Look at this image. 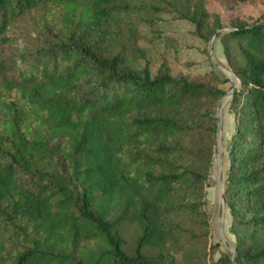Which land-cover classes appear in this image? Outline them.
<instances>
[{
  "label": "trees",
  "instance_id": "1",
  "mask_svg": "<svg viewBox=\"0 0 264 264\" xmlns=\"http://www.w3.org/2000/svg\"><path fill=\"white\" fill-rule=\"evenodd\" d=\"M130 4L0 0V47L17 19L52 12L45 45L0 57V264H179L180 252L195 264H264V22L225 24L209 0L174 5L199 43L228 27L218 36L240 83L223 191L234 251L206 263L204 196L227 80L129 63L112 43ZM126 224L140 227L131 253Z\"/></svg>",
  "mask_w": 264,
  "mask_h": 264
},
{
  "label": "rangeland",
  "instance_id": "2",
  "mask_svg": "<svg viewBox=\"0 0 264 264\" xmlns=\"http://www.w3.org/2000/svg\"><path fill=\"white\" fill-rule=\"evenodd\" d=\"M130 10L122 15L114 26V42L112 49L125 56L129 63L137 68L148 65L154 74L162 62H166L173 74L184 73L193 76L205 70H212L224 78L225 83L221 86L225 90L216 106L222 100L220 122L222 125V139L215 140L213 160L207 172V186L205 189L204 209L209 214V234L207 236L208 247L202 256V262L216 261L223 252L234 251L235 238L230 232L231 215L225 206L219 216L220 187L219 177L222 173L223 183L228 166L227 146L229 138L234 131V114L229 108L228 96L233 86V76L216 67L210 58L208 46L211 42L214 59L229 70L226 59L222 52V45L218 36L219 31H226L228 27L216 30L212 41L210 38L204 43L197 41L193 35V25L187 20L179 19L174 5L176 0H129ZM208 11L221 13V19L228 24L232 17L238 16L246 20L260 19L264 21V0L253 3L240 4L233 7L225 0H209ZM62 10L54 9L53 13L60 14ZM50 11L34 10L17 19L8 29L7 35L11 38L7 45L0 47V57L5 55L24 53L41 45H45L49 36L44 27V22L49 20ZM58 25V21H54ZM200 44V46H197ZM237 89L240 87L235 80ZM217 155L215 157V146ZM140 233L138 224H126L121 227V234L125 239V249L128 253L133 251L135 241ZM211 245V246H210ZM230 246L231 250L227 248ZM145 253L156 254L155 249L145 248ZM207 252V254H206ZM179 264H195V260L181 256L176 257Z\"/></svg>",
  "mask_w": 264,
  "mask_h": 264
},
{
  "label": "water",
  "instance_id": "3",
  "mask_svg": "<svg viewBox=\"0 0 264 264\" xmlns=\"http://www.w3.org/2000/svg\"><path fill=\"white\" fill-rule=\"evenodd\" d=\"M262 22H264V21H262ZM215 34H216V31L213 32V34H212V36L210 38V41H212V38H213V36H215ZM208 50H209L210 58L214 62L216 67L219 68L222 71L230 73L233 76L234 79L231 78V80H233V86H232V89L228 93V96H231L233 94V92L237 89V86H236V83H235V80H237V78L230 70H228L227 68L223 67L221 64H219L218 62L215 61L211 42L209 43ZM222 100L219 102L218 107H217V111H216V125H217L216 126V137H217V140H221L222 139V136H221V134H222V125H221V122H220V111H221V107L223 105ZM215 157L216 158L218 157V155H217V144L215 146ZM219 187H220V199H221L220 200V205H219V216H220L221 212L223 210V207H224V201H223L224 183H223V177H222V173L221 172H220V177H219ZM227 248L229 250H231L230 246H227Z\"/></svg>",
  "mask_w": 264,
  "mask_h": 264
},
{
  "label": "bare ground",
  "instance_id": "4",
  "mask_svg": "<svg viewBox=\"0 0 264 264\" xmlns=\"http://www.w3.org/2000/svg\"><path fill=\"white\" fill-rule=\"evenodd\" d=\"M224 100V99H223Z\"/></svg>",
  "mask_w": 264,
  "mask_h": 264
}]
</instances>
